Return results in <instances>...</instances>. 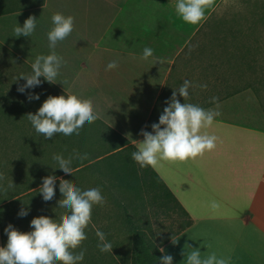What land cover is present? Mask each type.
Segmentation results:
<instances>
[{"label":"crops","instance_id":"obj_1","mask_svg":"<svg viewBox=\"0 0 264 264\" xmlns=\"http://www.w3.org/2000/svg\"><path fill=\"white\" fill-rule=\"evenodd\" d=\"M175 3L0 0V48L31 69L37 55L49 52L52 14L72 15L73 31L55 48L63 58L59 81L48 83L61 94L66 90L91 101L98 118L79 135L58 133L47 138V176L70 182L73 178L56 167L52 154L68 158L86 153L72 165L73 172L80 171L79 186L86 172L104 171L109 186L126 188L118 189L125 202L150 204L145 209L149 218L179 220L180 227L160 245L163 254L173 256V264H185L187 252L197 249L201 256L215 253L229 264H264V107L254 87H237L217 98L219 116L201 129L216 137L212 149L182 161L161 159L155 167L141 168L131 159L143 139L140 129L152 131L150 124L158 122L173 88L189 79L195 85L189 88L191 93L200 83L215 82L210 75L200 78L193 67L200 60L205 16L197 24L185 23L176 14ZM206 3L205 12L214 10L216 0ZM30 15L37 18L34 32L15 36L13 27ZM145 46L153 49L147 59L142 58ZM111 60L118 66L106 69ZM177 98L183 102L179 94ZM201 107L215 108L216 104L210 100ZM110 157L118 174L112 177L107 175L109 164L95 166ZM82 160L89 161L75 167ZM213 202L217 207H212ZM158 228L165 231L162 225Z\"/></svg>","mask_w":264,"mask_h":264},{"label":"rangeland","instance_id":"obj_2","mask_svg":"<svg viewBox=\"0 0 264 264\" xmlns=\"http://www.w3.org/2000/svg\"><path fill=\"white\" fill-rule=\"evenodd\" d=\"M204 16L205 21L200 28V60L198 63L194 61L193 67L199 71L200 78L210 75L215 82L205 83L207 87L189 92L186 102L202 106L212 97L218 98L237 87L251 85L264 107V0H216L214 10L206 11ZM30 72L31 69L20 59L0 48V201L14 194V198L23 196L25 187L30 183H38L48 171V139L33 129L28 113H35L48 95H60L61 92L41 77V85L26 89L24 93L18 92L17 85L25 83V79L19 75ZM30 93H39V99L29 100L27 97ZM11 110L17 112L14 119L5 115V112ZM112 160L113 157H110L101 161L102 164L96 162L95 166L106 163L115 170ZM86 173L87 178L83 179L79 187L85 189L99 186L105 202L103 205H93L91 219L85 228L86 239L73 250H86L80 264H87L90 252L94 251L100 256L99 262L102 264H133V240L125 221L127 214L133 216L158 243L171 231H176L175 227H180L179 220L173 216L161 220L149 218L145 209L150 204L125 202L124 197L119 196L118 188L108 185L110 180L105 175L93 171ZM35 196L28 198L25 205H14L5 213V221L12 217L19 219L17 212L22 207L31 208L23 216L25 220L18 228L28 231L29 222L34 216L47 215L58 220L59 216L66 214L58 207L57 202L62 199L59 186H55V195L50 201H44L42 194L36 200ZM125 204L129 206L127 212ZM160 225L165 230L163 233L158 228ZM97 228L111 242L112 252H101L97 246L90 249L92 244H88L87 240L94 238L98 241L95 235Z\"/></svg>","mask_w":264,"mask_h":264},{"label":"clouds","instance_id":"obj_3","mask_svg":"<svg viewBox=\"0 0 264 264\" xmlns=\"http://www.w3.org/2000/svg\"><path fill=\"white\" fill-rule=\"evenodd\" d=\"M206 0H176V14L188 24H197L205 15ZM37 18L28 16L22 25L19 23L13 27L15 36H31L36 28ZM74 17L55 12L51 16V27L47 32L48 54H40L31 63L30 74H20L25 79L23 85H17V91L24 93L26 89L35 88L42 84L40 77L49 83L59 81L57 79L63 58L55 51L59 41L64 40L72 31ZM153 49L145 46L142 50V58L152 56ZM117 61L111 60L106 69L116 68ZM192 81L184 79L178 88H173L171 96L165 99V104L159 114L158 122H152V131L142 127L139 134L143 139L131 153V159L141 168L155 167L158 160H185L195 157L205 150L215 146L216 137L202 133V128L212 125L214 118L219 116V104L217 98L211 100L216 104L215 108L205 109L198 104L186 102L189 96V88L194 87ZM199 87L205 88L206 84ZM184 98L182 103L177 96ZM39 93H30L29 100L39 99ZM97 114L91 101L80 98L75 94L48 95L35 113H28V120L33 129L45 138L55 134L71 136L80 134L85 125L97 119ZM163 126V127H162ZM83 155L74 154L65 158L62 154H53L52 159L56 167L62 169L66 175H73L74 160L84 159ZM56 177L44 176L39 187L44 201H50L55 195ZM59 192L62 199L58 203L60 210L65 212L56 219L47 215L34 216L30 222L28 231H21L12 223L5 226L4 232L7 241L0 246V264H80L84 260L85 249L73 251L86 239L85 228L91 219L93 205H103L105 202L99 186L81 189L77 184H70L64 179L59 180ZM212 207H217L215 202ZM29 209L20 208L17 215L26 216ZM98 238L97 247L101 252L113 249L110 241L100 229L95 230ZM159 235V233H157ZM172 244L177 239L171 238ZM164 252V248L159 249ZM158 264H173V256L164 254L158 257ZM185 264H229L227 258L210 253L201 256L200 251L187 252Z\"/></svg>","mask_w":264,"mask_h":264},{"label":"trees","instance_id":"obj_4","mask_svg":"<svg viewBox=\"0 0 264 264\" xmlns=\"http://www.w3.org/2000/svg\"><path fill=\"white\" fill-rule=\"evenodd\" d=\"M0 47H3L2 44H0ZM256 91V90H255ZM257 92V91H256ZM19 111V110H18ZM7 117L9 119H14L17 117V112L16 111H9L6 113ZM83 161V160H82ZM89 160H85L82 163L78 161L75 164V167H78L80 165H85V163ZM77 165V166H76ZM84 167H87L84 166ZM107 175L109 176H115L117 174V170H113L112 168L107 171ZM102 175H105L106 173L104 171L101 172ZM123 174V173H121ZM120 174V175H121ZM118 175V174H117ZM47 176V175H46ZM73 178L69 183L70 184H77L79 183L78 177H80V171L77 170L73 172V175H68ZM42 183V178L39 180L37 183H30L28 184L27 187H25V191L22 193L23 196L19 198H14L15 194L13 196H8L6 198H3L0 201V226H1V236H2V246L6 244L7 241V235L4 232V228L7 224L12 223L14 227L16 226L17 228H20V223L25 220V217H20L19 219H16L15 217H12L11 219L9 218L8 220L6 219L5 221V213L7 214L8 210L12 209L14 205H22L24 203H27L28 198H32V196H35L34 199L36 200L41 194L39 193V187ZM38 186V187H37ZM59 186V180L56 179V185ZM79 186V185H78ZM107 189V188H106ZM120 191L126 190L123 188H118ZM40 194V195H38ZM168 195H171V192L168 190L167 192ZM18 195V194H17ZM25 205V204H24ZM134 209H137L135 205H132ZM129 208L128 205H124V209L127 212V209ZM29 209L28 212L31 211V208ZM20 220V221H19ZM126 223L128 224L129 231L132 235V240H133V249H134V256H133V264H158V257L164 255L162 252H160V245L165 241V239L159 241V243L151 236L147 234V232L136 222V220L131 216L130 214H127L125 218ZM88 244H92L90 246V249L93 250L94 246H97L98 241L94 238L91 239V241L88 239L87 240ZM90 257L87 262V264H102L99 262L100 256L94 252H90Z\"/></svg>","mask_w":264,"mask_h":264}]
</instances>
